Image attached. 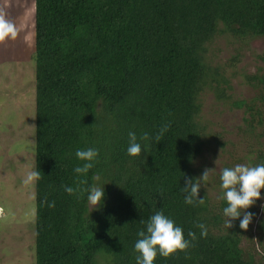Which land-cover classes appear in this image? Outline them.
I'll return each mask as SVG.
<instances>
[{"label":"trees","instance_id":"trees-1","mask_svg":"<svg viewBox=\"0 0 264 264\" xmlns=\"http://www.w3.org/2000/svg\"><path fill=\"white\" fill-rule=\"evenodd\" d=\"M33 1L35 264H136L137 233L159 211L191 246L170 258L158 253L154 264H264L241 249L240 221L222 229L205 195L192 206L182 192L203 152V92L242 110L254 140L264 128V74L246 77L258 97L233 100L222 70L206 57L217 36L264 38V0ZM258 59L264 64V51ZM130 131L150 154L128 155ZM144 133L153 139L140 140ZM88 148L99 156L84 176L74 171L84 163L75 153ZM259 164L264 152L256 150L251 166ZM93 184L105 198L90 210ZM65 186L78 191L69 195ZM198 222L207 225L206 238Z\"/></svg>","mask_w":264,"mask_h":264},{"label":"rangeland","instance_id":"rangeland-1","mask_svg":"<svg viewBox=\"0 0 264 264\" xmlns=\"http://www.w3.org/2000/svg\"><path fill=\"white\" fill-rule=\"evenodd\" d=\"M20 1L23 6L18 4L17 9L7 6L16 14L12 18L6 15L18 29L17 38L0 45V207L7 216L0 220V234H3L0 264H35L34 185L23 184L26 173L34 171L35 158L34 1ZM13 2L17 0L5 3ZM0 11L6 13L3 9ZM206 48V57L212 66L220 67L228 80L231 89L227 94L233 100L250 102L258 97V90L248 85L246 77L264 74V64L258 59L264 51V38L238 40L229 35L217 36ZM200 103L199 122L205 128V136L203 152L193 169L196 179L205 168L215 169L206 185L201 181L199 194L207 197L211 212L222 217L221 227L227 229L221 172L238 164L251 166L254 152H264V128L256 129L260 136L254 140L244 131L243 118L248 116L216 100L211 90L203 92ZM89 209L94 208L89 204ZM246 211L253 213V220L243 230L240 247L245 254L261 261L264 258V189H261V199Z\"/></svg>","mask_w":264,"mask_h":264},{"label":"clouds","instance_id":"clouds-1","mask_svg":"<svg viewBox=\"0 0 264 264\" xmlns=\"http://www.w3.org/2000/svg\"><path fill=\"white\" fill-rule=\"evenodd\" d=\"M17 35L18 29L15 23L6 18V13L0 11V45H5L8 40L14 41ZM170 127L171 124L169 122L159 129L154 137L157 143L162 140L164 134ZM128 136V155L140 157L144 150H147L150 154L149 144H145L142 149L141 143L138 142L135 132L130 131ZM139 139L150 142L153 137L148 133H144ZM75 155L78 160L84 163L82 166L78 165L75 167L74 171L77 174L86 176L89 170L94 167L99 152L94 148H88L86 150L77 149ZM214 170L215 169L205 168L199 178L195 180L186 178L185 186L182 188V192L185 193L186 204L199 206L205 203V198H198L201 189V181L206 185L209 181L210 173ZM39 179V172L28 171L23 179V184L25 186L34 185ZM98 179V176H93V180ZM220 179L222 182L221 188L224 190L221 199L227 201V206L223 209L224 216L228 218L225 221V226L228 229L232 228L234 226L232 221L240 219L241 216H243V218L240 219V228L246 231L253 220V213L246 210L261 199V189H264V164L256 166L238 164L233 168L226 167L222 170ZM65 191L69 195H73L78 189L65 186ZM86 191H88V203L94 209H98L103 205L105 198L104 188L97 187L93 184L89 189H86ZM44 203L49 207H55L54 201L49 203L45 200ZM146 227V233L144 230H139L137 233L140 238L135 243V251L140 255L136 257V264H154V260L158 253L165 258H170L178 252L186 253L191 246V241L185 239L182 228L176 226L171 219L164 215L163 211L156 212L150 217ZM196 227L201 230V236L206 238L208 235L207 225L198 222ZM188 235L191 237L192 241L196 240V234L194 232L190 231Z\"/></svg>","mask_w":264,"mask_h":264},{"label":"crops","instance_id":"crops-1","mask_svg":"<svg viewBox=\"0 0 264 264\" xmlns=\"http://www.w3.org/2000/svg\"><path fill=\"white\" fill-rule=\"evenodd\" d=\"M7 0H0V10H5L6 11V15H7V17H9V18H12L13 17V14L15 15L16 13H15V11L13 12L12 10H10L9 11V8L7 7V6H9V5H12V7H10V9H12V8H15V9H17V5L18 4H22V1H20L19 2V0H17V2L14 4V2L13 3H8V5H7V3H5ZM32 2H33V0H32ZM22 6H23V4H22ZM26 7H27V5H26ZM24 10V9H23ZM23 10H21L20 11V14H22L23 13ZM9 15V16H8ZM17 24V23H16ZM1 207H0V220H2V219H6L7 218V216L5 215V211L3 212V211H1ZM3 210V209H2ZM3 217V218H2ZM7 236H8V234H7ZM3 240V234L1 235L0 234V243H1V241ZM8 240V239H7ZM10 242H11V239H10ZM3 244V243H2ZM1 249H2V245H0V251H1ZM2 253L0 252V255H1ZM1 257H2V255L0 256V259H1Z\"/></svg>","mask_w":264,"mask_h":264}]
</instances>
